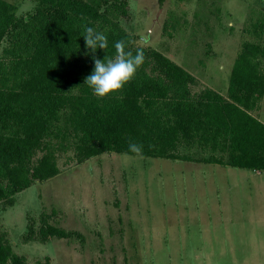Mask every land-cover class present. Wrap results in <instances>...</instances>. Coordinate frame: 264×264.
<instances>
[{"label":"trees","instance_id":"trees-1","mask_svg":"<svg viewBox=\"0 0 264 264\" xmlns=\"http://www.w3.org/2000/svg\"><path fill=\"white\" fill-rule=\"evenodd\" d=\"M29 1L34 9L21 17L0 0V203L11 207L18 193L59 174L57 158L67 152L76 163L116 153L264 172V123L254 115L264 96V16L244 29L254 40L241 44L224 96L207 86L193 91L198 81L184 67L133 44L115 20L128 15L127 0ZM84 24L107 35V49L86 48ZM119 40L133 53L143 48L145 60L122 89L98 97L85 84L93 55L114 57ZM41 217L23 241L72 235ZM0 264H26L1 231Z\"/></svg>","mask_w":264,"mask_h":264},{"label":"rangeland","instance_id":"rangeland-1","mask_svg":"<svg viewBox=\"0 0 264 264\" xmlns=\"http://www.w3.org/2000/svg\"><path fill=\"white\" fill-rule=\"evenodd\" d=\"M5 1L21 17L34 9ZM127 2L128 15L115 20L133 44L184 67L198 81L193 91L224 96L241 44L254 40L244 29L264 16V0ZM254 115L264 123V96ZM72 155L60 154L59 174L18 193L0 217L14 244L42 215L71 232L13 248L26 264L44 256L50 264H264V172L116 153L76 163Z\"/></svg>","mask_w":264,"mask_h":264},{"label":"clouds","instance_id":"clouds-1","mask_svg":"<svg viewBox=\"0 0 264 264\" xmlns=\"http://www.w3.org/2000/svg\"><path fill=\"white\" fill-rule=\"evenodd\" d=\"M82 35L85 46L92 53L97 49H107L109 41L107 35L88 24L82 25ZM147 43V41H144ZM116 50L115 56L111 58L100 59L93 55L94 69L90 75L85 78L87 84L98 97H105L114 91L120 90L136 74L138 68L145 60L143 48H137L135 53L126 50L124 40L114 43ZM131 152L142 155L143 146L138 143H130Z\"/></svg>","mask_w":264,"mask_h":264},{"label":"crops","instance_id":"crops-1","mask_svg":"<svg viewBox=\"0 0 264 264\" xmlns=\"http://www.w3.org/2000/svg\"><path fill=\"white\" fill-rule=\"evenodd\" d=\"M252 172H257L258 174H260L261 172H258V171H252ZM12 207V206H11ZM11 207H6L5 209H2L1 208V216L0 217H3L2 215H3V212H5V211H7V210H9V208H11ZM2 220V219H1ZM4 221V220H3ZM5 222V221H4ZM6 226V224L4 223V227ZM0 231L1 232H4L5 233V235H6V238H7V240L9 241V238H11L10 237V233H8L7 232V229H6V227L5 228H0ZM25 233H27V224L25 225V230L22 232V234L20 235V237H21V243H19V244H14V243H12L11 241H9V243L11 244V246H12V249L13 248H15V247H20L21 245H27V244H31V243H37V244H47V243H49V241L52 239H49L48 241H46L45 243H39V242H37V241H27V242H25V241H23V239H22V237L25 235ZM34 243V244H35ZM19 255H22V254H19ZM23 256L25 257V254H23ZM45 257V256H44ZM43 257V258H44ZM49 257V256H48ZM26 258V257H25ZM42 258V259H43ZM50 258V257H49ZM41 260V259H40ZM28 262V261H27Z\"/></svg>","mask_w":264,"mask_h":264}]
</instances>
